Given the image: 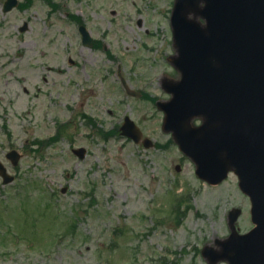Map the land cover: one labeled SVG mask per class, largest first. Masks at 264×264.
Instances as JSON below:
<instances>
[{"label": "rangeland", "instance_id": "obj_1", "mask_svg": "<svg viewBox=\"0 0 264 264\" xmlns=\"http://www.w3.org/2000/svg\"><path fill=\"white\" fill-rule=\"evenodd\" d=\"M5 1L0 160L15 180L0 178V264H209L202 251L230 236L233 209L240 234L254 227L237 176L202 181L161 130L151 99L168 101L164 81L180 80L171 63L175 0H29L4 13ZM122 78L150 101L127 96ZM126 114L157 147L113 133ZM64 122L62 139L35 144ZM80 147L82 160L72 153ZM12 148L23 153L16 167L6 159Z\"/></svg>", "mask_w": 264, "mask_h": 264}, {"label": "water", "instance_id": "obj_2", "mask_svg": "<svg viewBox=\"0 0 264 264\" xmlns=\"http://www.w3.org/2000/svg\"><path fill=\"white\" fill-rule=\"evenodd\" d=\"M16 6L8 0L4 11ZM172 27L178 55L171 61L182 79L164 85L173 96L159 103L164 130L193 159L201 179L217 185L230 172L238 176L256 226L240 235L241 210L234 209L229 238L202 254L209 264H264V0H176ZM80 31L91 44L86 28ZM197 118L199 127L192 124ZM123 129L140 142L135 126ZM74 152L84 157V149ZM8 157L17 163L16 152ZM0 175L5 183L13 180L2 164Z\"/></svg>", "mask_w": 264, "mask_h": 264}, {"label": "flooded vegetation", "instance_id": "obj_3", "mask_svg": "<svg viewBox=\"0 0 264 264\" xmlns=\"http://www.w3.org/2000/svg\"><path fill=\"white\" fill-rule=\"evenodd\" d=\"M105 109H107V111H112L113 109L112 108H105ZM128 115L126 114V116L125 117H127ZM124 117V118H125ZM124 120V119H123ZM119 124L116 126V127H114V129L117 131V132H119Z\"/></svg>", "mask_w": 264, "mask_h": 264}, {"label": "trees", "instance_id": "obj_4", "mask_svg": "<svg viewBox=\"0 0 264 264\" xmlns=\"http://www.w3.org/2000/svg\"><path fill=\"white\" fill-rule=\"evenodd\" d=\"M62 132V131H61ZM59 138H60V134L59 135H57L56 137H54V138H51L50 140H51V142H53V141H58L59 140ZM40 143V142H39Z\"/></svg>", "mask_w": 264, "mask_h": 264}]
</instances>
